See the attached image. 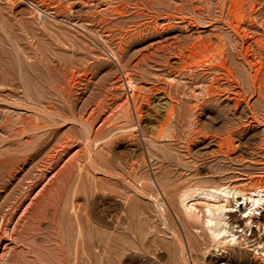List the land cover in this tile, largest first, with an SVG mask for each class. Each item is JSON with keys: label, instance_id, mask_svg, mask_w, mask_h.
Segmentation results:
<instances>
[{"label": "rangeland", "instance_id": "374dc122", "mask_svg": "<svg viewBox=\"0 0 264 264\" xmlns=\"http://www.w3.org/2000/svg\"><path fill=\"white\" fill-rule=\"evenodd\" d=\"M263 179L264 0H0V264H264L179 200Z\"/></svg>", "mask_w": 264, "mask_h": 264}, {"label": "bare ground", "instance_id": "6f19581e", "mask_svg": "<svg viewBox=\"0 0 264 264\" xmlns=\"http://www.w3.org/2000/svg\"><path fill=\"white\" fill-rule=\"evenodd\" d=\"M120 12V11H119ZM121 14V13H120ZM161 15V14H160ZM154 17V15H153ZM170 17V16H169ZM168 18V17H167ZM165 20V19H163ZM171 21V20H170ZM167 22V21H166ZM183 22V21H182ZM245 23V22H244ZM153 24V23H152ZM149 25V24H148ZM241 26V23H240ZM155 28V27H154ZM146 31V30H145ZM246 33V32H245ZM213 40V39H212ZM173 42V41H172ZM188 42V41H187ZM180 44V43H179ZM194 45V44H193ZM182 46V45H181ZM190 46V45H189ZM196 46V45H195ZM188 48V47H187ZM182 49V48H181ZM202 51L198 50V47L192 48V55L199 56L201 53L208 52L209 46H205ZM220 50V49H219ZM169 51V50H168ZM226 52V51H225ZM176 53V52H175ZM191 54V53H190ZM207 54V53H206ZM238 54V53H237ZM185 55V54H184ZM210 55V54H209ZM223 54L211 55L208 59L201 62V66H204L205 62L212 61L213 66L224 67L226 63L222 60ZM189 56V55H188ZM202 56V55H201ZM226 57V56H225ZM207 58V57H206ZM198 59V58H197ZM228 59V58H227ZM185 60V59H184ZM186 61V60H185ZM189 61V60H188ZM216 61H220V64H217ZM243 61V60H242ZM153 62V61H152ZM196 63V62H195ZM185 64V63H184ZM199 64V62H198ZM199 65V66H200ZM229 65V64H228ZM250 65V64H249ZM208 67H210L208 65ZM228 67V66H227ZM215 68V67H214ZM198 69V68H197ZM228 69V68H227ZM251 69V68H250ZM193 70V69H192ZM220 70V69H219ZM188 71V70H186ZM196 72V71H195ZM197 73V72H196ZM213 76V75H212ZM219 77V76H218ZM131 80V79H130ZM128 81V86L130 89H135V84L132 81ZM210 81V80H209ZM217 81V80H216ZM220 84V83H219ZM221 89V88H220ZM231 90V89H230ZM207 95L213 94V88H207ZM228 92V91H227ZM230 94V93H229ZM209 98V97H208ZM233 98V97H232ZM163 99V98H162ZM207 99V98H206ZM213 100V99H212ZM211 100V101H212ZM171 101V100H170ZM207 102V101H206ZM168 104V103H167ZM208 104V103H207ZM219 104V103H218ZM204 105V104H203ZM217 105V104H216ZM168 113L165 117H162L163 120L158 126V135L162 136L166 133L167 126L173 115L172 104H168ZM158 114V113H157ZM196 114V113H195ZM139 116V114H138ZM193 118V117H192ZM208 120V119H207ZM200 123V120H198ZM232 126V125H231ZM231 128V127H230ZM28 129V128H27ZM26 129V130H27ZM199 129V128H198ZM26 133V132H25ZM202 134V133H201ZM234 134V133H233ZM156 136V135H155ZM215 136V135H214ZM19 137V136H18ZM24 137V136H23ZM159 138V137H158ZM230 138V137H229ZM210 139V138H209ZM206 140V139H205ZM204 141V140H203ZM211 141V140H209ZM213 141V140H212ZM211 141V143H212ZM206 142V141H205ZM210 143V142H209ZM210 143V145H211ZM225 143V142H224ZM236 145V144H235ZM226 146V145H225ZM210 147L205 146L203 150L208 151ZM213 148V147H211ZM217 149V148H216ZM231 149H235L234 147ZM230 150V149H229ZM193 151V150H192ZM199 151V149H198ZM204 151V152H205ZM190 152V151H189ZM188 152V154H189ZM201 152V151H200ZM212 152V151H211ZM227 152V151H226ZM199 153V152H198ZM223 154V151L212 152L211 155H220ZM196 154V153H195ZM203 154V153H202ZM199 154H197L198 156ZM210 155V153H209ZM208 155V156H209ZM210 155V157H212ZM202 156V155H201ZM214 156V157H215ZM242 156V155H241ZM152 157V156H151ZM219 157V156H218ZM163 161V160H161ZM164 162V161H163ZM243 162V161H242ZM142 166V165H141ZM140 170V169H139ZM214 171V170H213ZM229 171V170H227ZM214 173H218L215 172ZM247 174V173H246ZM253 174V173H252ZM199 175V174H198ZM197 175V176H198ZM255 176V175H253ZM241 179V177H240ZM245 179V178H244ZM247 179V178H246ZM245 179V180H246ZM239 180V179H238ZM248 181V180H247ZM161 183V182H160ZM251 183V182H250ZM242 183H235L229 181L226 185L214 186L211 188H202L201 185L196 186V189L187 187L188 189L183 191L180 194V207L183 208L182 213L183 217L189 222H192L194 225H201L202 230L208 234L212 239L214 244L218 249H225L227 247L233 246L235 244L242 245L248 244L250 241L246 237L247 230H251L252 226L263 225L264 227V179L258 182H252L249 185L244 186ZM246 184V183H245ZM166 186V185H165ZM162 187V186H161ZM164 187V186H163ZM177 187V186H176ZM179 187V186H178ZM173 187H171L172 189ZM190 188V189H189ZM164 189V188H163ZM162 189V195L167 197L166 188ZM181 190V189H180ZM179 193V192H178ZM172 196V195H171ZM170 196V197H171ZM169 197V195H168ZM169 197V198H170ZM174 197V196H173ZM179 198V196H178ZM242 198V201H241ZM155 199V198H154ZM17 207V206H16ZM165 207V206H164ZM242 207V208H241ZM167 208V207H166ZM244 209V210H243ZM15 210V209H14ZM166 212V209H164ZM168 210V209H167ZM237 211L243 215V219L237 216ZM164 215V214H162ZM258 215V216H257ZM181 216V213H180ZM165 217V216H164ZM178 217V216H177ZM179 218V217H178ZM246 218V221H245ZM165 219V218H164ZM183 219V218H182ZM163 221V220H162ZM245 221V223H244ZM183 222V221H182ZM166 223V222H165ZM245 224L246 226L243 227ZM165 226V224H164ZM255 226V225H254ZM253 226V227H254ZM166 230L169 227L165 228ZM247 229V230H246ZM257 229V227H256ZM169 231V230H168ZM171 231V230H170ZM252 231V230H251ZM167 232V231H166ZM249 232V231H248ZM253 232V231H252ZM262 233V232H261ZM170 234V232L168 233ZM172 234V233H171ZM248 234V233H247ZM178 236V235H177ZM261 236V235H260ZM171 237V236H170ZM243 238V240L241 239ZM259 240V237L257 238ZM262 239V238H261ZM242 240V241H241ZM190 241V240H189ZM257 241V240H256ZM179 242V241H178ZM253 242V241H252ZM263 241H260L256 244L254 248L255 254H260L264 258V247L262 245ZM251 243V242H250ZM253 245V244H252ZM184 246V245H183ZM238 248V247H237ZM246 248V247H245ZM243 249V248H242ZM224 250V251H225ZM233 251V250H232ZM162 253V252H161ZM258 257V256H257ZM184 260V259H183ZM223 261V260H222ZM241 263V262H240Z\"/></svg>", "mask_w": 264, "mask_h": 264}]
</instances>
